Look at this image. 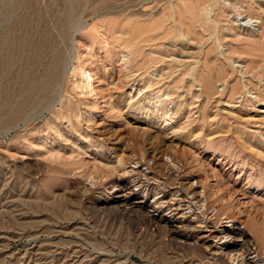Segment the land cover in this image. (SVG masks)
Returning a JSON list of instances; mask_svg holds the SVG:
<instances>
[{
  "label": "rangeland",
  "instance_id": "obj_1",
  "mask_svg": "<svg viewBox=\"0 0 264 264\" xmlns=\"http://www.w3.org/2000/svg\"><path fill=\"white\" fill-rule=\"evenodd\" d=\"M79 6L0 0V264H264V0Z\"/></svg>",
  "mask_w": 264,
  "mask_h": 264
},
{
  "label": "bare ground",
  "instance_id": "obj_2",
  "mask_svg": "<svg viewBox=\"0 0 264 264\" xmlns=\"http://www.w3.org/2000/svg\"><path fill=\"white\" fill-rule=\"evenodd\" d=\"M67 1V0H66ZM72 1H74L76 4H79L80 6L81 5H83V0H72ZM63 2V1H62ZM209 2V1H208ZM64 3V2H63ZM61 4V3H60ZM20 5V4H19ZM18 6V5H17ZM71 6V5H70ZM73 6V5H72ZM77 5H75V7H76ZM79 6V7H80ZM262 5H260V7H261ZM78 7V8H79ZM258 7V6H257ZM74 8V7H73ZM262 8V7H261ZM77 10V9H76ZM79 10V9H78ZM77 10V11H78ZM74 12V11H73ZM72 12V13H73ZM71 17V16H70ZM72 18V17H71ZM70 20V19H69ZM71 21H73V20H71ZM70 21V22H71ZM249 22V20L247 21V23ZM252 22V21H251ZM75 23H76V21H75ZM71 24V23H70ZM70 26H72V25H70ZM75 27V26H74ZM77 29V28H76ZM70 40V39H69ZM39 45V44H38ZM14 49V48H13ZM62 50V49H61ZM45 51V50H44ZM58 51V50H57ZM64 51V50H63ZM62 51V52H63ZM61 52V53H62ZM55 54V53H54ZM58 54V53H57ZM63 56H64V53H63ZM62 56V57H63ZM10 57V56H9ZM57 57V56H56ZM62 58H61V54H59V56H58V60L60 61ZM54 61H55V59H53ZM53 60H51L52 62L51 63H54V61ZM66 61H67V59H66ZM10 62H11V60H10V58H9V60H7L5 63H6V65H5V67H7L9 64H10ZM55 64V63H54ZM66 64V63H65ZM52 65V64H51ZM56 65V64H55ZM59 65V64H58ZM57 66V65H56ZM57 68H58V66H57ZM10 69V68H9ZM51 69H52V67H51ZM61 70V69H60ZM58 71V70H57ZM8 72V71H7ZM10 72V71H9ZM62 72V71H61ZM54 73V72H53ZM52 74V73H51ZM55 74V73H54ZM56 75V76H55ZM54 76H55V78L57 77V73L55 74ZM15 76V75H14ZM49 77H51L50 76V73H49ZM60 77V76H59ZM53 81V80H52ZM50 83H51V80H50ZM54 83V82H53ZM53 83L52 84H49L48 86H50V87H52L53 88ZM18 85V84H17ZM44 85V84H43ZM26 89V88H25ZM49 89V88H48ZM29 91V90H28ZM49 92V91H48ZM48 92L45 90V92L43 93V98L44 99H49L48 98V96L50 97V95L48 94ZM27 101H29V100H27ZM31 103V102H30ZM20 106H22V105H20ZM27 107V106H26ZM23 109V108H22ZM6 110L4 109V110H2V112H1V114H3V112H5ZM16 113V112H15ZM5 115V114H4ZM13 115V114H12ZM11 115V116H12ZM15 115V114H14ZM17 115H19L18 113H17ZM11 116L9 117V121H10V119H12L11 118ZM13 117H15V116H13ZM19 117V116H18ZM6 119V118H5ZM14 119V118H13ZM15 119H17V117L15 118ZM15 122V121H14ZM205 202V201H204ZM240 234V233H239ZM176 236V235H175ZM241 240H242V243L243 244H241V246H239V247H243V250L244 251H251L252 249H251V243L249 242V240H248V238H247V236L246 235H244V233L243 232H241ZM173 240V239H172ZM198 247H201V246H198ZM210 247V246H209ZM202 248V247H201ZM199 249V248H198ZM242 249V248H241ZM220 253V252H219ZM221 256H219L220 257V261L223 263V264H228L227 263V259L225 258L226 256V254H227V257L229 256L230 258H232V254L230 253V252H226V253H224V250H223V248H222V251H221ZM224 253V254H223ZM250 254V253H249ZM244 261V260H243ZM244 264H249L247 261L244 263Z\"/></svg>",
  "mask_w": 264,
  "mask_h": 264
}]
</instances>
